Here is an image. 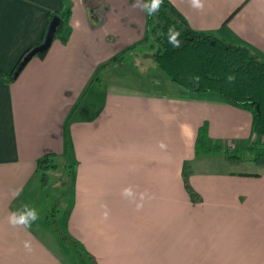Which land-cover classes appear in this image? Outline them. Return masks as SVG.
I'll use <instances>...</instances> for the list:
<instances>
[{
  "label": "crops",
  "instance_id": "crops-1",
  "mask_svg": "<svg viewBox=\"0 0 264 264\" xmlns=\"http://www.w3.org/2000/svg\"><path fill=\"white\" fill-rule=\"evenodd\" d=\"M168 1L192 31L264 62V0H203V10ZM135 2L0 0L6 73L41 42L48 13L70 10L67 34L14 82L0 80V264H70L69 250L80 257L51 221L97 264H264V169L246 161L234 170L225 157L247 153L252 116L174 86L143 55L147 13ZM162 86L170 92L158 93ZM203 127L211 152L198 154ZM48 154L68 158L64 215L36 172ZM185 163L199 202L184 187ZM30 209L38 214L30 228L8 222Z\"/></svg>",
  "mask_w": 264,
  "mask_h": 264
},
{
  "label": "trees",
  "instance_id": "trees-1",
  "mask_svg": "<svg viewBox=\"0 0 264 264\" xmlns=\"http://www.w3.org/2000/svg\"><path fill=\"white\" fill-rule=\"evenodd\" d=\"M56 17L60 19V25L54 38L61 33L67 34L70 10L48 13L47 27L41 42L24 52L12 72L6 73L0 70L2 82L9 84L17 79L26 65L20 67L23 59L30 51L43 44L49 25ZM169 28L180 32V35L176 36V41L180 42L179 47L169 43ZM147 43L158 69L185 92L192 95H214L222 102L251 114L252 134L255 141L246 149L251 155L248 161L257 168L264 169V62L246 46L229 45L210 33L192 31L168 0H163L161 9L155 15L147 14L146 37L140 45ZM45 53L37 56L42 57ZM230 76L234 77L231 81ZM196 152L198 154L211 152L207 144L205 127L198 132ZM225 157L230 163L239 164L244 161L241 157L229 153L225 154ZM56 158V155L48 154L37 162L36 172L45 185L49 180V173L59 169L55 163ZM191 173V165L185 163L182 170L184 187L190 199L199 202L200 197L189 184ZM48 225L62 241L75 248L83 264H97L91 255L78 249L76 242L59 233L54 221L49 222Z\"/></svg>",
  "mask_w": 264,
  "mask_h": 264
},
{
  "label": "rangeland",
  "instance_id": "rangeland-1",
  "mask_svg": "<svg viewBox=\"0 0 264 264\" xmlns=\"http://www.w3.org/2000/svg\"><path fill=\"white\" fill-rule=\"evenodd\" d=\"M143 48L145 51H148V52H145L144 54L143 53L142 54L144 56L145 55L149 56L150 55L149 43L144 44ZM174 86L178 87L177 85H174ZM157 91H158V93H169L170 92V90L168 88H165L163 86L160 87ZM242 145H244V144H242ZM245 145H247V144L245 143ZM229 154L241 157L244 160L242 162H246L249 159H251V155L249 152L246 153V152L241 151V150H237V151H234L231 153L229 152ZM221 160H222V156L220 158H218V160H217L219 165L222 164ZM242 162H240L239 164H235V162H233V163L229 162V163L233 164V166L231 167L232 169H234V170L237 169L238 171H244V169L247 168L246 166H244V165L243 166L241 165L240 167L235 166V165L242 164ZM55 163L59 166V169L56 172L49 173L50 174L49 180L45 185V193L50 197L49 203L54 204V206L56 207L58 212L62 213V215H64L65 210L67 209V204L69 201L70 190H71V180L69 178V174H70V170H69L70 168L69 167L70 166L68 163V158L65 155L62 157H57L55 159ZM219 165H217V166H219ZM56 227H58V226H56ZM58 231L63 236L64 235L67 236L66 233H63L62 229H59V227H58ZM64 246H66V245H64ZM66 248H68V247L66 246ZM68 252L69 253H67V254H70V255H67V257H70V258H69V261H67V262H70V264H83L81 262V260L79 259L80 257H74L75 255H74V253H72L73 252L72 250L71 251L69 250Z\"/></svg>",
  "mask_w": 264,
  "mask_h": 264
},
{
  "label": "clouds",
  "instance_id": "clouds-1",
  "mask_svg": "<svg viewBox=\"0 0 264 264\" xmlns=\"http://www.w3.org/2000/svg\"><path fill=\"white\" fill-rule=\"evenodd\" d=\"M163 0H147V2L141 4L140 0H136L133 7H139L142 11H145L149 16H153L159 12ZM192 7L203 10L204 3L203 0H191ZM180 35L179 31H176L174 28H169V43L174 47H179L180 42L176 41V36ZM234 77H229V80H233ZM19 193L16 192L13 194L14 198L18 196ZM27 208V206H25ZM38 219V214L34 209H30L27 213L12 212L8 217V222L12 226H23L24 228H30L32 222Z\"/></svg>",
  "mask_w": 264,
  "mask_h": 264
},
{
  "label": "water",
  "instance_id": "water-1",
  "mask_svg": "<svg viewBox=\"0 0 264 264\" xmlns=\"http://www.w3.org/2000/svg\"><path fill=\"white\" fill-rule=\"evenodd\" d=\"M60 25V19L54 18L48 28L47 34L45 36V40L42 45L34 48L32 51H30L25 58L23 59V62L21 63L20 67H23L25 64H27L32 58L36 57L39 54H43L47 52L52 45V42L55 37V33L57 30V27Z\"/></svg>",
  "mask_w": 264,
  "mask_h": 264
}]
</instances>
